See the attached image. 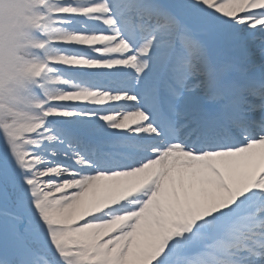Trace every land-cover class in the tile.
<instances>
[{"label": "snow or ice", "instance_id": "1", "mask_svg": "<svg viewBox=\"0 0 264 264\" xmlns=\"http://www.w3.org/2000/svg\"><path fill=\"white\" fill-rule=\"evenodd\" d=\"M35 22L38 102L0 111V264H264V0Z\"/></svg>", "mask_w": 264, "mask_h": 264}, {"label": "clouds", "instance_id": "2", "mask_svg": "<svg viewBox=\"0 0 264 264\" xmlns=\"http://www.w3.org/2000/svg\"><path fill=\"white\" fill-rule=\"evenodd\" d=\"M39 0H0V111L27 110L51 57L37 55L35 6ZM36 69H39V75Z\"/></svg>", "mask_w": 264, "mask_h": 264}]
</instances>
